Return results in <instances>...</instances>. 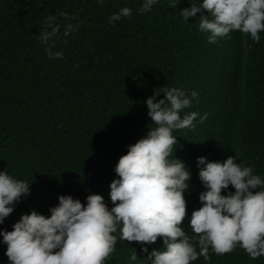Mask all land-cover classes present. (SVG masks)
<instances>
[{
	"label": "trees",
	"instance_id": "16d2710c",
	"mask_svg": "<svg viewBox=\"0 0 264 264\" xmlns=\"http://www.w3.org/2000/svg\"><path fill=\"white\" fill-rule=\"evenodd\" d=\"M170 2L158 0L139 14L143 0H0V171L31 183L0 231H12L32 210L50 217L60 195L86 206L87 196L99 194L110 210V184L119 179L115 167L155 127L145 102L164 86L189 96L198 92L199 101L182 117L209 114L192 129L173 131V155L190 172L181 224L186 234L206 191L198 157L222 162L237 156L264 179V32L258 43L237 31L208 43L197 23L207 11L186 22L179 11L191 0H175L177 8ZM122 7L132 16L110 23ZM61 12L76 15L72 23L79 24L67 37ZM48 15L62 25L52 51H62L63 59H50L38 39ZM163 98L161 93L157 100ZM229 191H235L231 185L221 194ZM114 235L115 251L104 264H143L153 250L165 249L162 237L141 244L119 239V231ZM6 250L0 235V264H9ZM133 250L137 261L130 260ZM210 255V261L198 257L192 264H264V257L253 260L239 247Z\"/></svg>",
	"mask_w": 264,
	"mask_h": 264
},
{
	"label": "clouds",
	"instance_id": "9594fccd",
	"mask_svg": "<svg viewBox=\"0 0 264 264\" xmlns=\"http://www.w3.org/2000/svg\"><path fill=\"white\" fill-rule=\"evenodd\" d=\"M157 2L143 0L138 13L149 12ZM178 3L172 0L168 6L177 8ZM191 4L180 15L187 22L206 10L208 15H200L197 23L199 31L208 34V43L233 31L250 35L253 42L261 40L264 0H203L202 4L191 0ZM132 14L131 8L122 7L109 22L115 24ZM59 16L65 21L64 37L79 28L72 23L76 15L61 12ZM61 27L56 15H48L42 22L38 39L50 59H63L62 51H52ZM161 93L164 98L157 100ZM193 100L199 101L196 91L189 96L178 87L155 89L145 102L155 127H149L147 135L119 158L115 167L119 179L110 184L114 206L109 210L99 194L87 196L86 206L79 199L60 195L59 204L49 209L50 217L35 210L22 215L12 231H0L9 264H104L115 251L117 231L119 239L141 244L163 238L165 249L153 250L143 264H192L198 257L210 261V252L222 256L237 247L253 260L264 257V179L253 174L246 161L237 163V156L222 162L197 158L206 191L199 195L202 206L191 214V234L181 228L187 215L184 192L190 172L173 155L177 144L173 131L192 129L198 117L202 124L209 115L191 111L182 117ZM30 184L7 170L0 171V224L13 213L11 205L30 194ZM229 185L235 191L222 195ZM130 260H138L134 250Z\"/></svg>",
	"mask_w": 264,
	"mask_h": 264
}]
</instances>
